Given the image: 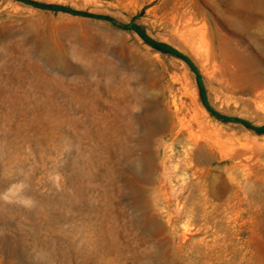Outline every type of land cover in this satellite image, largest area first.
Wrapping results in <instances>:
<instances>
[{"label": "rangeland", "instance_id": "1", "mask_svg": "<svg viewBox=\"0 0 264 264\" xmlns=\"http://www.w3.org/2000/svg\"><path fill=\"white\" fill-rule=\"evenodd\" d=\"M180 1L192 46L161 21ZM263 11L0 0V191L23 170L37 201L0 204V264H264Z\"/></svg>", "mask_w": 264, "mask_h": 264}, {"label": "bare ground", "instance_id": "2", "mask_svg": "<svg viewBox=\"0 0 264 264\" xmlns=\"http://www.w3.org/2000/svg\"><path fill=\"white\" fill-rule=\"evenodd\" d=\"M227 4H229V3H227ZM190 5H191V3H190ZM256 7H258V6L256 5ZM261 13H262V11H261ZM263 13H264V11H263ZM194 14L195 13L192 12V10H191V8L189 6H185V8H184V1H182V2L180 1V3L178 5L174 6L168 13H166L161 18V21L163 23H165L168 27H170L174 33H176L178 36H181L183 39H185L187 42H189L191 44V46H192L193 44L195 45V42H193V38L195 37V36L193 37V35H194L193 33H195V31H196V30H193L192 29V26H193V24H194V22L196 20L198 21V19H197L198 17L196 18V16ZM199 19H200V16H199ZM261 26H262V23H261ZM204 30H202V31L200 30L201 32H199L198 35H197L198 36L197 39H198L199 43L202 45V48L203 49H201L202 50L201 52L200 51H197L196 52V56H199V58L201 59V61L203 62V64H205L206 66H208V69H210L208 71L209 72V75H210V78L211 79L213 78L216 81V83H218L219 86L222 87V89H224V90H226L228 92V90L230 91V89H228L229 88L228 81H227L226 76H225V73H224L225 69L223 71V69L221 68L220 64L218 65V63L215 60L214 53L212 52V50L210 48H208V43L206 42L205 34L203 32ZM258 34H259V36H261V39L260 38L259 39L262 41V43L264 45V31H261V32L259 31ZM195 38H194V40H196ZM188 46H190V45H188ZM221 62L222 61H220V63ZM226 69H228V68L226 67ZM263 93L264 92H262V94ZM191 117H192V120H193V122H194V124L196 126V128H193V129H196V132L198 134H200V136L207 135L208 139L207 138H205V139H207L206 141L209 142V143H211V144L216 145V144L220 143L219 142V139L221 140V138H219L217 136V134H216L217 132L214 133V134H212V135H210V134H208V132L205 131L206 130V123L203 120V118H201L199 116V113L198 112L195 113V114H192ZM160 122H161V120H160ZM189 122L190 121H188V123ZM184 123H186V122H184ZM184 130L185 131H188V134H191L192 133V128L187 127L186 125H184ZM191 135H193V134H191ZM200 136L198 138H200ZM201 138H203V137H201Z\"/></svg>", "mask_w": 264, "mask_h": 264}, {"label": "clouds", "instance_id": "3", "mask_svg": "<svg viewBox=\"0 0 264 264\" xmlns=\"http://www.w3.org/2000/svg\"><path fill=\"white\" fill-rule=\"evenodd\" d=\"M19 175L23 178L10 183L3 191H0V204L19 206L27 210H32L37 206V201L28 194L29 184L27 174L20 170ZM50 181L57 187L59 176H50Z\"/></svg>", "mask_w": 264, "mask_h": 264}]
</instances>
